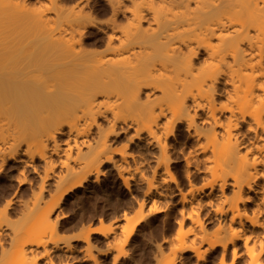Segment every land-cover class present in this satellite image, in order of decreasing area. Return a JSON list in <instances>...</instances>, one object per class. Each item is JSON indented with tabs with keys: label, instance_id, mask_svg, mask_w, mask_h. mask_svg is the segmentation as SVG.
Masks as SVG:
<instances>
[{
	"label": "bare ground",
	"instance_id": "6f19581e",
	"mask_svg": "<svg viewBox=\"0 0 264 264\" xmlns=\"http://www.w3.org/2000/svg\"><path fill=\"white\" fill-rule=\"evenodd\" d=\"M18 6L0 0V179L12 183L0 196V264H104L111 249L115 264L125 211L107 217L93 202L102 225L80 246L52 221L105 168L128 191L146 183L140 217L147 206L164 221L178 212L155 264L187 251L196 264H264V0H105L101 49L83 44L89 14L58 30L37 13L7 24ZM44 194L58 196L33 215ZM15 204L24 218L7 221ZM92 232L106 242L96 253Z\"/></svg>",
	"mask_w": 264,
	"mask_h": 264
},
{
	"label": "rangeland",
	"instance_id": "374dc122",
	"mask_svg": "<svg viewBox=\"0 0 264 264\" xmlns=\"http://www.w3.org/2000/svg\"><path fill=\"white\" fill-rule=\"evenodd\" d=\"M104 1L105 0H20L23 7L18 6L11 8L10 15L7 18V24L15 25V22H24L27 18H31L37 13L47 18L48 28L58 30L68 26L70 21L74 18V14H89L88 17L94 21L93 24L87 23L85 27H82V36L84 38L83 44L90 49H101L104 46L103 41L106 38V31L102 32L101 26L108 21L110 15L109 13H103ZM99 6L102 7L100 8ZM121 17H119L120 19L118 18V22L120 26H123L126 21ZM23 24L24 23H22V25ZM100 37L102 40L99 39ZM131 145V149L138 148L135 143H132ZM116 157L118 158V155ZM179 162L177 168L182 169V165L184 164L182 157L179 158ZM105 169V174L101 175L99 183L95 185L96 187L91 192L78 188L74 192L72 191L68 193L70 195L64 198L61 204V210H59L58 215L59 217H54L56 216L55 213H57L58 209L52 215V221L57 227V238H59L61 242L70 241L71 243H76L80 246L82 244V241L78 238L80 237V234L82 235V233H86L89 228L101 226L102 224L99 221V214L94 211V202L98 204L97 206H99V208L103 206L105 207V215L107 217H114V215L123 213V211H125L127 216L130 217L128 223L124 218L120 220L121 223L125 222V229L122 228V226H119L116 229L118 235L117 238L120 242L124 241L125 235L128 234L129 230H131V232L123 244L122 251L119 253L115 264H155L154 257L155 254H158V244L160 246L163 244L162 247H165V251H168L170 244L168 241L164 242V239H170L173 237L176 230L175 219L178 217V212L172 210L173 212L170 219L164 221L165 219L161 214H148L147 206L144 208L142 216L140 217V212H138L139 210L136 206V200H142L143 195L144 198L146 197V183L140 180H132L131 189L128 191L126 188H123L119 178H117L118 174H116V170L112 168ZM174 171L180 178L181 173L179 170L176 172V169H174ZM27 173L28 177L34 179L35 182L38 181V179L36 180L38 176L34 173ZM1 181L4 182V188L0 189V196H6V194H2V192L5 193V191H8L9 186H11L12 183L11 185L6 183L8 185V187H6L7 185L5 184V181L0 179V187L3 185ZM29 185V183H25L22 186L24 190H22L23 192L21 196L24 200H28L32 196L30 194ZM71 194L74 195L71 196ZM79 194H96V197H85L84 195L80 196ZM9 195L7 194L6 197ZM56 196H58V194H44L43 200L36 208L33 215L37 212L44 211L53 203ZM17 208H19V206L15 204L13 208L9 209L7 221L15 222L24 218ZM118 208L119 210L117 211ZM203 219L205 220V224L209 226L213 225V222H208L205 216H203ZM106 222H108V220H105V223ZM91 236L93 237L92 245L90 247L91 252L96 253L99 248L106 247V242L101 239L102 237H100L98 233L92 232ZM174 246L175 244L171 245V247ZM115 252L116 250L111 249L109 255L103 260V263L113 264L111 263V260L113 259L112 254L114 255ZM190 253V251L183 252L181 254V261L179 260L177 264H196V258H192ZM65 257L67 256L60 253L52 254V261L58 263L61 262V260L63 261L66 259ZM37 264H49L47 256L40 258Z\"/></svg>",
	"mask_w": 264,
	"mask_h": 264
}]
</instances>
